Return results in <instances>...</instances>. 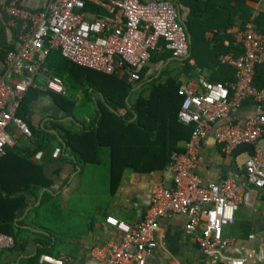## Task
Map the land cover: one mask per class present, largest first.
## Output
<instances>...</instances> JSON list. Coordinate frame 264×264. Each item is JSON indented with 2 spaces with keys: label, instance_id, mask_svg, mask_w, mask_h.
Instances as JSON below:
<instances>
[{
  "label": "crops",
  "instance_id": "obj_1",
  "mask_svg": "<svg viewBox=\"0 0 264 264\" xmlns=\"http://www.w3.org/2000/svg\"><path fill=\"white\" fill-rule=\"evenodd\" d=\"M9 1L0 0V71L6 72L7 79L14 80L5 67L7 51L17 46L16 32L8 25L4 9ZM16 1L27 9L39 11L46 7L49 0ZM172 1L188 31L186 22L191 13L190 6L186 0ZM234 4L232 1L231 5ZM246 4L251 9L250 17L256 15L255 19L259 20L257 28L264 31V0H246ZM86 10L90 17L103 14L98 13V7L94 4ZM224 15L216 18L218 25H211L212 29L207 30L204 36L198 34L197 39L193 40L188 33L191 52H194L189 66L184 60L190 55L177 58L168 50L163 52L159 46L151 61L141 67L144 81L158 79L161 88L162 83L177 77L181 85L193 86H196L199 76L210 81L218 78L219 82L234 79V68L222 62L220 56L238 53L229 30L241 26L240 19L227 29L234 40V49L219 55L220 67L213 63L211 55L212 40L218 26L224 22ZM224 44H227V40ZM168 53L170 56L166 57ZM48 56L44 62L45 70L35 76L37 86L31 89L32 92L40 93L31 99L28 108L27 116L33 129L27 125L32 135L28 136L17 128L11 129L12 141L7 146L9 150L0 157V231L15 239L13 248L0 251V264H39L41 254L62 258L70 264H96L102 249L110 242H120L123 236L119 229L107 223L106 218L113 216L130 224L139 223L150 207L153 186L170 187L173 184L169 170L171 160L166 161L167 152L163 149L148 151L147 148H144L143 154L146 160L137 163L139 167L136 169L124 167L117 170L119 179L115 181L116 177L111 175L112 149L107 144L97 147L93 135L86 141L77 137L83 132L91 133L101 106H108L104 96L108 90L107 83L99 80L100 74L106 78L107 73L92 69L94 71L88 74L78 67L69 69L64 63L50 68L51 63L60 62L65 57L62 54L59 58L57 55ZM227 66L233 69L234 77H226ZM163 71L164 75L161 76ZM116 73L127 76L128 82L136 83L128 71ZM52 76L62 79L63 92L47 88L48 79ZM258 111L256 103L248 100L234 111L231 119H242ZM186 125L191 126L192 132V125ZM107 126L106 132L109 131ZM152 140H155V136H151ZM187 140H180L178 145L184 147ZM259 144L264 146V138ZM155 152L158 157L152 158ZM251 152L238 155V175L231 169L232 154H223L214 137L208 135L203 141L196 171L206 184L227 178L243 179L245 161ZM81 157L85 159L81 160ZM253 193L254 203L248 206L254 207L258 201L257 208L251 214L238 213L235 223L224 229V235L235 240L226 252L243 256L246 264H264V247L257 242L260 232L264 231L262 215L261 218L258 215L263 208L260 197L264 194L260 189H255ZM19 198L21 201L17 203ZM185 220L181 214H170L159 219L160 226L156 233L158 246L145 264H209V257L200 249L195 238L186 232ZM245 222L250 226L248 238L241 236Z\"/></svg>",
  "mask_w": 264,
  "mask_h": 264
},
{
  "label": "built area",
  "instance_id": "obj_2",
  "mask_svg": "<svg viewBox=\"0 0 264 264\" xmlns=\"http://www.w3.org/2000/svg\"><path fill=\"white\" fill-rule=\"evenodd\" d=\"M93 4L102 15L89 16L86 9ZM4 9L8 25L16 32L17 46L5 57V67L14 80L0 71V157L12 141L11 129L32 135L17 110L28 89L37 86L35 76L45 70L51 50L103 73L128 71L132 80L140 79L138 69L151 61L161 42L174 57L186 58L191 52L187 28L172 0H49L39 11L11 0ZM255 16L244 26L229 30L238 53L220 56L234 68V79L219 82L199 76L196 86L179 87V120L191 124L192 132L185 151L173 153L169 163L173 184L153 186L150 207L139 223L106 218L123 236L120 242H110L102 249L96 264H145L158 246L159 219L170 214L185 217L186 232L209 257V264H246L243 256L226 252L235 240L225 236L224 229L235 223L240 204L254 203L255 189L264 194V146L259 144L264 138V87L255 84L256 67L264 63V32L257 28ZM47 88L63 92L62 79L49 77ZM248 100L256 103L259 111L231 119ZM208 135L225 155H231L241 143L254 144L245 161L243 179L203 181L196 169ZM14 246V237L0 231V251ZM39 264L70 263L41 254Z\"/></svg>",
  "mask_w": 264,
  "mask_h": 264
},
{
  "label": "trees",
  "instance_id": "obj_3",
  "mask_svg": "<svg viewBox=\"0 0 264 264\" xmlns=\"http://www.w3.org/2000/svg\"><path fill=\"white\" fill-rule=\"evenodd\" d=\"M232 1L235 2L234 5H231ZM186 3L191 8L186 24L189 26L188 33L192 35L193 40L197 39L198 34L204 36L207 30L212 29V26L218 25L216 18L225 13L224 22L220 27L218 26V31L212 40L213 63L220 67L222 64L218 60L219 55L234 49V40L227 33V29L235 24L237 19H240L241 26H244L250 18V7L246 4V0H186ZM98 13L102 14L103 11L98 9ZM255 22L257 25L259 24L258 19ZM261 32L264 31L261 30ZM225 40H227L226 45L224 44ZM160 46L163 52L167 50L163 42L160 43ZM51 55H57L59 58L61 54L59 51H53V53L50 52L48 58ZM169 56L168 53L166 57ZM193 56L194 52L192 51L190 56L184 60L188 64L187 66L190 65L189 60ZM59 63H64L69 69L78 67L88 74L94 71L65 58L60 59V62L51 63L50 68L59 66ZM227 67L228 75L226 77H234L233 69ZM138 73L140 79L133 84L128 82L127 76H121L119 73L107 74L106 78H102L103 74H100L99 80L106 82L108 86L107 92L104 93L108 106H101V111L97 113L93 121L95 128L91 133L83 132V134L77 135L85 141L93 135L96 138L97 147L107 144L112 149L111 175L113 178L116 177L115 181L119 179L117 170L124 167L136 169L139 167L136 165L137 163L146 160V157L143 156L144 148H147L148 151L163 149L164 152H167L166 161L171 160L173 151L184 152L185 146L178 145V142L183 139L189 140L191 132L190 125L179 121V110L182 103V96L178 93L181 86L180 79L173 78L165 84L162 83L163 86L160 88L158 79L144 81L143 68L138 69ZM162 75H164V71L161 73ZM213 79L214 81L220 80ZM255 84L258 87H264V63L256 67ZM31 89L29 88L25 94L17 114L33 129L30 118L27 116L28 108L31 99L36 98L40 93L32 92ZM122 109L125 111L122 112ZM106 124L109 128L107 132L105 131ZM33 131L37 133L36 130ZM151 136H155L154 141H151ZM8 150L7 147L6 151ZM149 153L151 154V152ZM156 157L158 154L155 152L152 154V158ZM82 159L85 158L81 157ZM16 201L19 203L21 199ZM249 231L250 226L245 222L242 226L243 234L241 236L248 238Z\"/></svg>",
  "mask_w": 264,
  "mask_h": 264
},
{
  "label": "rangeland",
  "instance_id": "obj_4",
  "mask_svg": "<svg viewBox=\"0 0 264 264\" xmlns=\"http://www.w3.org/2000/svg\"><path fill=\"white\" fill-rule=\"evenodd\" d=\"M260 201H261V203L263 205V208H262V210L259 211V214L258 215L260 216V218H261V215H262V220H261L262 222H261V224L264 227V196H261L260 197ZM257 204H258V201L255 203L254 207H250V206H248L246 204H240L239 207H238V209H237V211H236V213H235V217H236V215L238 213L244 214V212H247L248 214L249 213L251 214L252 211H253V209L257 208ZM260 234L261 235H259L258 238H257V242H260V246L261 247H264V245H262V244H264V231L260 232Z\"/></svg>",
  "mask_w": 264,
  "mask_h": 264
},
{
  "label": "water",
  "instance_id": "obj_5",
  "mask_svg": "<svg viewBox=\"0 0 264 264\" xmlns=\"http://www.w3.org/2000/svg\"><path fill=\"white\" fill-rule=\"evenodd\" d=\"M254 144L252 143H241L239 144L232 152V163L233 165H231V169L234 170L235 172L238 173V175H240V171L239 168L236 165V159L238 157L239 154L244 153L246 151H253L254 150Z\"/></svg>",
  "mask_w": 264,
  "mask_h": 264
}]
</instances>
